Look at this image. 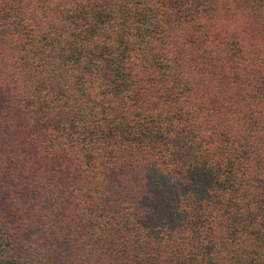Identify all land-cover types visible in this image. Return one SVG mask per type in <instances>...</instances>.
Returning a JSON list of instances; mask_svg holds the SVG:
<instances>
[{"label":"trees","instance_id":"trees-1","mask_svg":"<svg viewBox=\"0 0 264 264\" xmlns=\"http://www.w3.org/2000/svg\"><path fill=\"white\" fill-rule=\"evenodd\" d=\"M0 264H264V0H0Z\"/></svg>","mask_w":264,"mask_h":264}]
</instances>
